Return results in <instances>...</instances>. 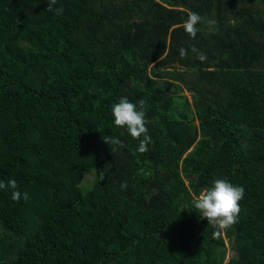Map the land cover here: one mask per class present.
Returning a JSON list of instances; mask_svg holds the SVG:
<instances>
[{"label":"trees","instance_id":"trees-1","mask_svg":"<svg viewBox=\"0 0 264 264\" xmlns=\"http://www.w3.org/2000/svg\"><path fill=\"white\" fill-rule=\"evenodd\" d=\"M56 7L0 0V181L29 196L0 190V264H264V0ZM120 97L147 102L145 153ZM217 178L245 190L218 235L192 207Z\"/></svg>","mask_w":264,"mask_h":264},{"label":"clouds","instance_id":"clouds-1","mask_svg":"<svg viewBox=\"0 0 264 264\" xmlns=\"http://www.w3.org/2000/svg\"><path fill=\"white\" fill-rule=\"evenodd\" d=\"M46 11L60 15L63 12L62 7H56L57 0H45ZM187 18L180 25L181 28L189 35L190 38H195L198 32L197 25L203 23L206 25L210 33H215L216 20L202 17L196 12L189 11ZM191 51L196 54V58L200 61L206 60V55L200 53L195 46H192ZM179 58L183 59L188 56V50L181 47L178 50ZM146 107L147 102L140 99L138 103L131 102L127 97H120L118 102L111 106V115L113 123L118 128L126 129L132 139L139 141L138 151L145 153L148 151V145L151 143V136L148 134L146 127ZM103 142L110 148V152L117 151L122 145L119 138L105 135L102 138ZM113 146V147H110ZM104 179L103 175L100 177ZM121 189L127 188V183L121 184ZM0 190H11V198L14 201H20L21 198L27 201L29 196L27 192L21 193L18 190L17 183L14 179L7 182L0 181ZM244 188L239 185H234L225 178L214 179L209 187L201 190L193 198V209L198 213L201 219L207 221L214 230V234L218 235L233 225L239 222L240 213L239 202L244 198Z\"/></svg>","mask_w":264,"mask_h":264},{"label":"rangeland","instance_id":"rangeland-1","mask_svg":"<svg viewBox=\"0 0 264 264\" xmlns=\"http://www.w3.org/2000/svg\"><path fill=\"white\" fill-rule=\"evenodd\" d=\"M234 256V254L231 252L230 253V255H229V257L231 258V257H233ZM229 260V259H228Z\"/></svg>","mask_w":264,"mask_h":264},{"label":"water","instance_id":"water-1","mask_svg":"<svg viewBox=\"0 0 264 264\" xmlns=\"http://www.w3.org/2000/svg\"><path fill=\"white\" fill-rule=\"evenodd\" d=\"M194 125H197V123H194Z\"/></svg>","mask_w":264,"mask_h":264}]
</instances>
